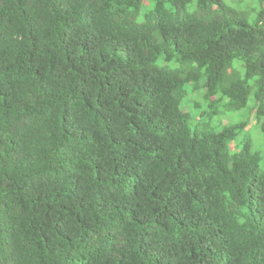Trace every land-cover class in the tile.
I'll list each match as a JSON object with an SVG mask.
<instances>
[{"label": "trees", "instance_id": "obj_1", "mask_svg": "<svg viewBox=\"0 0 264 264\" xmlns=\"http://www.w3.org/2000/svg\"><path fill=\"white\" fill-rule=\"evenodd\" d=\"M0 0V264H264L245 122L264 131V0ZM193 6V9H189Z\"/></svg>", "mask_w": 264, "mask_h": 264}, {"label": "rangeland", "instance_id": "obj_2", "mask_svg": "<svg viewBox=\"0 0 264 264\" xmlns=\"http://www.w3.org/2000/svg\"><path fill=\"white\" fill-rule=\"evenodd\" d=\"M144 0L142 14L150 7V3ZM228 5L242 11L252 22L261 8L260 0H224ZM193 9V6H189ZM188 94L183 100L182 108L188 111L191 116V126H206L208 129L220 130L226 124H235L245 122L244 128L240 129L237 136L231 142L232 150L241 149L245 143H252V150L259 152L263 157L264 167V131L257 119L254 117L252 105L254 103L253 95L250 98L249 106L241 110H228L223 103H218L216 108L210 105V101L204 97V89L194 91L190 84L186 86Z\"/></svg>", "mask_w": 264, "mask_h": 264}]
</instances>
